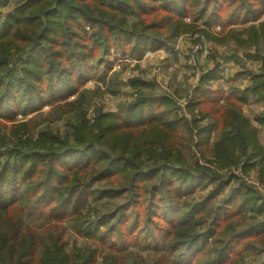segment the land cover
I'll return each instance as SVG.
<instances>
[{
	"label": "trees",
	"instance_id": "obj_1",
	"mask_svg": "<svg viewBox=\"0 0 264 264\" xmlns=\"http://www.w3.org/2000/svg\"><path fill=\"white\" fill-rule=\"evenodd\" d=\"M7 2L0 0V114L11 106L36 109L66 100L90 76L108 73L119 56L141 59L147 50L171 45L184 30L187 17L204 20L208 27L221 24L226 28L264 14V0H28L5 14ZM262 78L254 77L248 93H232L237 99L227 100L230 111L203 127L199 135L200 145L207 148L210 134L219 132V157L238 146L244 153L254 149L244 163L245 171L253 167L255 158L264 157V149L237 101L257 94ZM196 96L212 107L213 113L206 118H216V112L225 110L217 102L219 92L205 89ZM156 98L145 97L120 112L99 115L91 127L81 123L75 129L74 146L59 141V147L52 146L48 152L15 149L1 155L7 160L0 165V264L93 261L94 252L72 256L61 237L26 225L32 217L44 220L43 228L52 222L69 223L78 236L114 254L141 244V249L153 251L168 264L238 262L236 258L245 250L238 254L241 243L263 235L264 223L257 219L240 230L230 224L233 219L226 220L248 212L264 213V199L237 179L239 185L224 201L225 207L213 208L211 194L196 206L180 208L183 187H207L214 177L200 166L197 170L167 163L144 166L143 156L162 158L156 146L171 152L179 135V125L160 115L165 100ZM14 114L2 117L12 120ZM217 178L215 192H222L234 180ZM16 182L21 186L15 187ZM117 197H125V202L111 213L94 219L85 215L91 200ZM235 203L232 214L230 207Z\"/></svg>",
	"mask_w": 264,
	"mask_h": 264
},
{
	"label": "rangeland",
	"instance_id": "obj_2",
	"mask_svg": "<svg viewBox=\"0 0 264 264\" xmlns=\"http://www.w3.org/2000/svg\"><path fill=\"white\" fill-rule=\"evenodd\" d=\"M27 2L28 0H8L3 13L7 14L15 7L23 6ZM204 22V20L195 21L187 17L183 22L184 30L171 45L154 51L147 50L141 59L119 56L108 73L104 76H90L80 91L66 100L56 101L57 103L46 102L47 104L43 106H36V109L25 107L22 110L19 106H11L2 110L3 114H0V165H4L7 160L6 156L1 155H6L15 149L48 152L52 146L59 147V141L74 146L75 129L81 123L86 122L91 127L99 115L120 112L122 107L129 106L145 97H157V100L160 98L165 100V104L159 107L162 119L169 123L176 122L179 125V135L174 140L177 146L171 152L168 151V147L156 146L158 153L163 157L151 159L143 156L141 161L144 166H162L167 163L174 164L177 168L183 167L190 170H197L200 166L207 169L214 177L207 187L202 188L198 184L188 190L184 189L186 186L183 187L180 192L183 198L178 201L180 208L187 205L196 206L211 194L215 197L211 202L213 208L225 207L224 201L240 181L252 187L258 198L264 199V157L260 160L255 158L251 163L253 167L245 171L244 163H248V155L254 152V149L250 148L244 153L238 146L233 152L219 157L218 143L221 144L222 141H220L221 136L218 131V134L215 132L210 134L207 148L200 145L202 139L199 136L200 130L212 122L215 123L216 119L222 120L224 112L230 111L225 104L226 100L223 99L225 97L235 99L236 96L231 94L224 96L220 102L224 106L220 105V107L225 110L216 112V118L212 116L206 118L204 116L207 113L209 115L213 113L212 107L201 103L195 95L199 87L205 83L204 79L211 76V72L208 74L205 72H209L207 70L215 68L216 64L222 61L234 63L222 78L223 82H219V86L228 90L234 87L244 89L243 91L248 93L254 78L249 84L248 79L244 81L240 75L255 72L254 77L263 76L262 89L258 88L257 94H250L247 101L237 102L240 107L243 105L242 114L253 119L251 121L249 118L253 129L257 131L258 143L264 149V124L260 123V119L264 117V105L262 104L264 103V14L255 21L234 24L226 28L221 24L208 27ZM174 48L181 49L184 54L170 51ZM100 55L101 53L97 50L95 57L98 58ZM152 55L155 59L154 61L147 60V67L138 63L146 56L151 57ZM18 56L19 54L15 58ZM113 56L116 57V54ZM13 66L14 64L11 63L10 67ZM193 101L196 103L195 106ZM11 111L15 113L12 120L2 117ZM262 155H264V150H262ZM10 161L13 162V159L10 158ZM217 177L221 180L234 177V180H230V184L222 192H215ZM20 186L21 183L16 182L15 187ZM175 187L178 188V186ZM124 202L125 197L91 200L85 209V215L94 219L98 215L111 213ZM261 204L259 202L257 208ZM237 205L238 203H235L230 207L232 214L236 211ZM230 219H233L230 224L243 230L258 221L264 223V213L248 212L244 216L236 219L230 217L226 221ZM43 221L32 217L26 219L25 223L36 230H41L45 235L51 233L54 237H61L62 241L66 242L68 253L72 256L80 253L86 256L94 252L95 256L90 264H168L165 258H159L153 251L141 249V244H131L124 249L127 251L114 254L102 244L78 236L70 229L69 223L52 222L50 226L47 225L49 227L43 228L41 227ZM225 236L229 237L228 234ZM240 246L242 248L238 250V254L245 250L241 257L236 258L238 262L234 264L262 263L264 234L245 240Z\"/></svg>",
	"mask_w": 264,
	"mask_h": 264
},
{
	"label": "crops",
	"instance_id": "obj_3",
	"mask_svg": "<svg viewBox=\"0 0 264 264\" xmlns=\"http://www.w3.org/2000/svg\"><path fill=\"white\" fill-rule=\"evenodd\" d=\"M170 51H172L173 53L175 52L176 54H182V55L184 54L181 49H177V48L176 49L174 48V49H172ZM153 55H155V54H153ZM153 55L151 57H147L146 56L145 58H143L142 61L140 60V62H138V63L141 66L147 67V65H148L147 60H153L154 61L155 57H153ZM249 59L252 60L251 58H249ZM135 63H137V62H135ZM232 64H234V63H231V62L225 63L224 61H222V63L220 62V63L216 64L215 68L212 67L209 70H207L209 72H205V73L208 74V73L211 72V76L209 78H207V79H204L205 83H203L195 93L198 94V93H201V92H205V89L207 90V92L210 91L211 93L219 92L221 94V96H220V101L218 100L217 102L219 103V105H221L220 102H221V99L224 98V96H228V94L232 95V93H234L235 90L243 91L244 89H237V88H234V87L232 88L231 87L228 90V89H226V88H224L222 86H219V82H223L222 78L224 77L225 73L228 72V69L232 68V66H233ZM245 64H247V62ZM245 64H244V66H245ZM254 74H256V73L255 72H251V73L246 72V73H244L242 75H240V74L239 75H240V78H243L244 81H247V79H248V83L251 84L252 79L254 78V76H253ZM237 75H238V73L235 75V77ZM209 83H210V85L207 86V84H209ZM228 99H234V98L225 97L223 100H226V102H227ZM235 99H237V98H235ZM222 104H224V103H222ZM262 104L264 105V103H262ZM242 107H243V105H242ZM243 112H245L244 109H243ZM249 118H250V116H249ZM259 118L260 117H258V119ZM262 118H264V117H262ZM250 119H251V121L253 120L252 118H250Z\"/></svg>",
	"mask_w": 264,
	"mask_h": 264
}]
</instances>
